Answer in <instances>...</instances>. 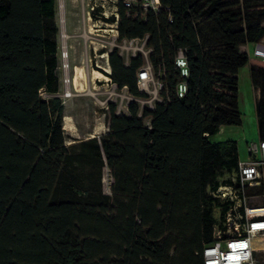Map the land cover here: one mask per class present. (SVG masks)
<instances>
[{"label":"trees","instance_id":"obj_1","mask_svg":"<svg viewBox=\"0 0 264 264\" xmlns=\"http://www.w3.org/2000/svg\"><path fill=\"white\" fill-rule=\"evenodd\" d=\"M161 1L170 9L145 19L122 7L119 23L120 40L147 39L160 73L163 100L143 112L151 125L137 101L129 114L110 102L108 132L68 144L57 0H0V264H204L228 207L210 192L241 159L236 139L212 137L243 123L245 66L259 90L264 139V59L242 50L264 37V0ZM146 61L139 53L126 63L112 51L118 88L146 96L138 82ZM105 166L112 194L103 189Z\"/></svg>","mask_w":264,"mask_h":264},{"label":"rangeland","instance_id":"obj_2","mask_svg":"<svg viewBox=\"0 0 264 264\" xmlns=\"http://www.w3.org/2000/svg\"><path fill=\"white\" fill-rule=\"evenodd\" d=\"M88 0H57V14L55 21L59 26L57 39L59 41V68L57 72L60 77V97L64 100V128L66 142L89 137H100L108 132V110L110 102L117 104L119 113H128V106L132 101L140 105L139 115L143 117L146 125H151V116H143L146 108H152L158 102V96L154 93H146V96L136 98L127 89L116 88L112 85H103L105 81L98 78L105 77L97 72L96 62L105 64L100 57L103 51H114L118 49L126 63L130 59L142 53L150 56L146 38H138L134 41H125L114 37L98 36L91 29L92 21L87 18ZM97 51H96V49ZM253 45L251 50L253 51ZM66 55V56H65ZM96 70V71H95ZM156 78L160 73L153 70ZM240 110L242 112V125L233 126L234 132H223L218 138H238L241 145V158L248 157L246 153V141H255L259 138L257 121V90L253 86L251 70L245 66L240 70ZM66 94H70L69 97ZM231 133V134H229ZM74 136V137H73ZM248 143V142H247ZM114 182L111 170L108 166L104 168L103 189L107 194H112ZM257 200V198H254ZM262 201L264 199L259 198ZM217 216L220 209H216Z\"/></svg>","mask_w":264,"mask_h":264},{"label":"built area","instance_id":"obj_3","mask_svg":"<svg viewBox=\"0 0 264 264\" xmlns=\"http://www.w3.org/2000/svg\"><path fill=\"white\" fill-rule=\"evenodd\" d=\"M122 7L126 9L127 15L142 19L147 18L149 11L158 14L162 9H170L161 0H88L87 18L92 21V32L98 36L118 39ZM134 40L125 39L131 42ZM242 50L250 56L264 59V37L252 44L243 45ZM110 53L106 50L99 55L105 64L95 63L97 72L105 77L98 78V81H105L103 85L118 88L111 76ZM145 55L146 64L138 74L139 88L143 92L154 93L159 102L163 100L160 95L163 83L155 77L148 55ZM177 65L182 74L187 76V60L182 50L177 57ZM186 91L187 84L181 82L179 96H183ZM41 94L46 98L52 96L45 90ZM57 95L60 97V92ZM69 95L66 94L67 97ZM155 106L156 103L152 108ZM261 186H264V139L259 138L248 144V157L240 159L238 170L231 174L228 181L210 192L213 197L228 204V207L223 217L213 225V242L207 244L202 252L204 264H264V200H258L264 199V190L259 189Z\"/></svg>","mask_w":264,"mask_h":264},{"label":"crops","instance_id":"obj_4","mask_svg":"<svg viewBox=\"0 0 264 264\" xmlns=\"http://www.w3.org/2000/svg\"><path fill=\"white\" fill-rule=\"evenodd\" d=\"M256 89V88H255ZM257 90V96L259 97V90L258 89H256ZM236 128H234L233 126H222L221 127V129H220V131L215 135V136H218L219 134H222L224 131L225 132H234V130H235ZM229 134H231V133H229ZM215 136H213V137H215ZM74 137V136H73ZM213 137H212V140H214L213 139ZM260 138V137H259ZM258 138V139H259ZM227 139H233V138H230V137H225L224 139L223 138H218V139H216V140H214V141H224V140H227ZM237 141H238V143H239V150H240V152H241V145H240V140L238 139V138H235ZM258 139H256V140H258ZM248 142V143H247ZM250 142H252L251 140L249 141H246V145H245V147H246V153H248V144L250 143ZM240 158H241V153H240ZM241 159H243V158H241Z\"/></svg>","mask_w":264,"mask_h":264},{"label":"bare ground","instance_id":"obj_5","mask_svg":"<svg viewBox=\"0 0 264 264\" xmlns=\"http://www.w3.org/2000/svg\"><path fill=\"white\" fill-rule=\"evenodd\" d=\"M96 71V70H95ZM101 74V73H100Z\"/></svg>","mask_w":264,"mask_h":264}]
</instances>
